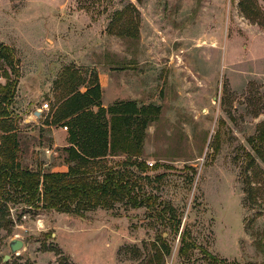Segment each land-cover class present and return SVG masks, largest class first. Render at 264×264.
<instances>
[{"label":"rangeland","instance_id":"rangeland-1","mask_svg":"<svg viewBox=\"0 0 264 264\" xmlns=\"http://www.w3.org/2000/svg\"><path fill=\"white\" fill-rule=\"evenodd\" d=\"M240 1L0 0V42L39 83L35 97L22 88L13 102L24 164L67 165L45 125L67 66L85 77L114 66L125 81L120 97L161 107L145 138L148 170L121 165L124 156L108 160L134 170L152 208L120 202L82 216L9 201L0 264H148L159 238L171 246L165 264H264V161L252 141L264 124V26ZM256 4L264 21V0ZM54 39L84 50L90 63L32 55L35 40L47 49ZM45 102L40 118L31 114ZM173 219L181 221L177 233ZM182 234L190 245L181 255ZM14 238L24 246L12 254Z\"/></svg>","mask_w":264,"mask_h":264},{"label":"trees","instance_id":"trees-1","mask_svg":"<svg viewBox=\"0 0 264 264\" xmlns=\"http://www.w3.org/2000/svg\"><path fill=\"white\" fill-rule=\"evenodd\" d=\"M257 0H241V11L255 23L264 26ZM85 77L82 69L67 66L61 73L60 94L47 126L65 125L69 145L64 147L67 171H51L29 167L19 160L20 137L13 102L22 76L16 50L0 42V225H5L8 202H22L63 213L84 215L98 207L111 209L125 202L131 207L152 208V196L139 195L141 184L134 179V170L109 165L110 157L124 156L123 166L136 167L141 173L148 170L144 158L147 129L161 112L153 104L140 106L137 101L121 100L107 107L102 103L99 74ZM81 85L87 89L81 90ZM43 115V114H42ZM252 140L259 157L264 161V124ZM97 173V174H96ZM99 173V174H98ZM174 222L177 233L181 221ZM153 243L155 252L148 264H165L171 253L170 244L161 238ZM179 253L186 254L189 243L181 235Z\"/></svg>","mask_w":264,"mask_h":264},{"label":"crops","instance_id":"crops-1","mask_svg":"<svg viewBox=\"0 0 264 264\" xmlns=\"http://www.w3.org/2000/svg\"><path fill=\"white\" fill-rule=\"evenodd\" d=\"M40 45L44 46L43 43H39L38 40H35V42H33L31 44V46H33V48H31V53L32 55L36 54L39 52V54H44L47 56H76V57H83V61H88V63H90L89 57L85 56L83 54L84 50H80V51H76V49H74V47L70 46L69 43L66 44V41L64 39H61V41H59L58 39H54L52 41V45L49 48H44V47H39ZM48 53V54H45ZM73 59V58H71ZM114 67V66H113ZM112 67V68H113ZM108 69V71H99V81L102 87V103L103 106L107 107L117 101H121V100H125L124 98L120 97V93L124 90V86H125V81L122 79L120 80L115 73H117L118 70L116 69ZM122 72L124 70H121ZM30 82V84L28 86H26V83ZM36 78L35 76L33 77H28V76H24L22 75L20 80H19V84L17 87V93H16V98L19 97L22 88L25 89V91H27V93L25 94L26 98H30L32 99L33 97H35L36 92L38 91L39 88V83L36 82ZM120 81V84L119 82ZM87 89V87H83V89L81 88L82 91H85ZM112 91V95H109V101H105V91ZM37 110L41 111V115L37 116L38 118H40L42 116V112L44 111V109H41L40 105L35 107L33 110H31V114L35 115V112ZM18 112V111H17ZM36 116V115H35ZM30 121V119H27V121ZM50 127V126H47ZM65 125H59V126H55L52 127L51 131L52 136H53V142H55V146H61V147H65L69 145V132H68V127ZM68 170V165H63L61 170L58 171H67Z\"/></svg>","mask_w":264,"mask_h":264},{"label":"water","instance_id":"water-1","mask_svg":"<svg viewBox=\"0 0 264 264\" xmlns=\"http://www.w3.org/2000/svg\"><path fill=\"white\" fill-rule=\"evenodd\" d=\"M35 115L36 116H40L41 115V111L37 110L35 112ZM23 246H24V241L19 239V238H14V239H12L9 242V247H10V250H11L12 254L17 253ZM10 257H11V254H6L4 256V260L9 259Z\"/></svg>","mask_w":264,"mask_h":264},{"label":"built area","instance_id":"built-area-1","mask_svg":"<svg viewBox=\"0 0 264 264\" xmlns=\"http://www.w3.org/2000/svg\"><path fill=\"white\" fill-rule=\"evenodd\" d=\"M41 109H49V103H48V102H45L44 104H42ZM66 128H67V127H66ZM150 165H153V163L150 162Z\"/></svg>","mask_w":264,"mask_h":264}]
</instances>
